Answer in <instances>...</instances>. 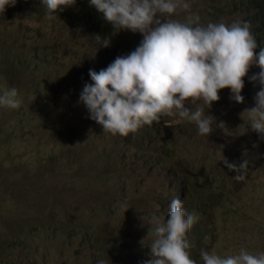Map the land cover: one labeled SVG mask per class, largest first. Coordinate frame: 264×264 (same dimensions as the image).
Instances as JSON below:
<instances>
[{
  "label": "rangeland",
  "instance_id": "374dc122",
  "mask_svg": "<svg viewBox=\"0 0 264 264\" xmlns=\"http://www.w3.org/2000/svg\"><path fill=\"white\" fill-rule=\"evenodd\" d=\"M211 1L187 0L204 25L249 21L257 44L264 47L259 39L264 17L257 4L208 20L211 12L219 17ZM12 7L0 17V74L10 73L30 106L0 114V264H98L105 261V133L90 125L89 113L76 104L73 81L81 79L84 65L102 57L101 44L90 21L71 7L51 20L38 0H17ZM186 14L173 18L184 20ZM124 38L111 32L110 41L126 43L124 54L113 60L133 51L143 37L134 49ZM259 71L253 64L245 77ZM219 96L220 107L233 102L227 88ZM239 110L224 116L214 102L206 113L223 125H213L208 136L199 135L194 123L168 116L146 125L141 133L149 134L147 139L136 137L138 131L127 139L107 133V264H119L120 245L127 242L142 262L148 260V220L153 213L163 215L169 201L162 205L156 200L181 190V179L201 190L200 199L194 197L198 208L219 199L207 210L214 221L199 218L189 232L192 239L204 233L194 255L202 247L222 257L241 248L253 255L264 252V155L259 156L264 134L258 141ZM169 147L171 157L163 150ZM242 158L247 166L239 173L223 160Z\"/></svg>",
  "mask_w": 264,
  "mask_h": 264
},
{
  "label": "clouds",
  "instance_id": "9594fccd",
  "mask_svg": "<svg viewBox=\"0 0 264 264\" xmlns=\"http://www.w3.org/2000/svg\"><path fill=\"white\" fill-rule=\"evenodd\" d=\"M17 0H0V16L6 7L15 6ZM236 5H249L248 0H235ZM48 19L58 12L74 6L76 0H41ZM90 6L101 13L113 30L140 33L142 40L131 39L133 51L117 56L108 66L97 72L96 62L87 63L93 83L85 84L79 102L87 108L89 118L112 136L127 137L145 125L160 123L163 116L180 118L194 123L198 134L208 136L214 129L216 118L206 113L220 100L219 91L230 90L229 99L237 104L244 102L241 95L243 78L256 64L260 71L250 77L258 82L255 106L245 109L252 135L260 141L264 134V47L257 44L249 21L223 20L202 24L199 14L191 12L187 0H89ZM187 13L183 21L173 17ZM118 31V32H119ZM112 31L97 33L100 53L124 54L126 43L109 40ZM260 48L258 55L255 49ZM196 108L185 107V104ZM22 100L16 87L0 86V108L16 110ZM260 133V134H259ZM264 151L259 156L263 158ZM229 170L238 173L247 166L242 158L229 162ZM193 189V188H192ZM195 199H200L198 195ZM181 196L171 198L163 215L151 214L147 235L152 237L148 260L142 262L133 248L118 258L119 264H264V252L251 254L241 248L236 255L222 257L216 252L196 250L189 240L191 228L199 220L195 213H186ZM168 211V218L166 211ZM211 240L208 241V244ZM203 242V239L201 240ZM98 264H107L100 260Z\"/></svg>",
  "mask_w": 264,
  "mask_h": 264
},
{
  "label": "trees",
  "instance_id": "16d2710c",
  "mask_svg": "<svg viewBox=\"0 0 264 264\" xmlns=\"http://www.w3.org/2000/svg\"><path fill=\"white\" fill-rule=\"evenodd\" d=\"M38 1L41 2V0H38ZM248 1H249V5H236L235 0H223V1L212 0L210 2L209 6H217V8L219 9L217 11V13L219 14V17L215 16L216 12H211L208 14V16L206 18H208V20H214V19H217L220 17H229V16L235 14L236 12H238L237 9H240V8L248 9L251 6L250 4H252V5L257 4L259 11H260V14H261V18H263L264 17V15H263L264 0H248ZM10 8H13V7L12 6L6 7V11L0 17H3L5 14H9L8 12L10 11L9 10ZM71 8H72V13L73 14L76 13L80 19L87 18L90 21L91 29L95 34L99 33L102 36L105 34V20L103 19V16L101 13H98L94 7L90 6L89 0H76L75 5L71 6ZM225 9H228L227 13H225V11H224ZM65 10L69 11L68 7L65 8ZM256 14L258 15L259 13L257 12ZM241 18L251 20V17L248 14H243L241 16ZM180 20L183 21L182 19H180ZM256 29L258 32H261V30H262L261 27H257ZM107 31H112L113 33H116L118 36H124L125 37L124 41H126V42H130L132 38L134 40H138L141 37V34L138 32L133 33L131 31H126V30H122V31L113 30L112 25L108 22H107ZM259 39L264 40V36H260ZM108 52L109 51H107V66L109 63H111L113 61V56H116L115 52H111V53H108ZM73 65H75V64H73ZM104 68H105V49H104L102 57H100L99 60L96 62L97 72H99L101 69H104ZM89 70L90 69L88 68L87 65L83 66L81 79H78L77 81L76 80L73 81V83L75 84L76 87L83 89V86L86 84V80L90 79ZM42 79L44 80V77H42ZM243 80H244V87H243L242 92H241V95L244 97L243 103L237 104L235 101L224 102L222 104V107H220V102L219 101L216 102V107L222 108L221 112L224 113V116L226 114H234L235 111L238 108H240L239 113L242 116H245L247 118V112L244 110L254 107V104H255L254 97H255L256 93L260 90V86H254V84L256 82L251 81L250 77L249 78L244 77ZM91 83H93V82L90 81L87 84H91ZM0 84L2 86L4 85V86L9 87V88L15 87L11 81L10 74L6 75V74L1 73L0 74ZM16 89L18 90V97L21 100H25L22 97V95H20V93H19L23 89V87L20 86L19 88H16ZM6 111L13 113V109L0 108V114H3ZM81 111H87L88 112L87 108L83 104L81 106ZM89 121H90V123H89L90 125L99 128L103 132L102 126H100L99 124H97L95 121H93L91 119ZM154 127H156V126H154ZM143 131H147L146 125L141 127L138 130L136 137H142V138H146V139L149 138V134L145 136L143 133H141ZM127 138H129V137L127 136L126 139ZM258 139H260V138H258ZM140 144H141V140L137 139L136 146H139ZM141 151L148 152L146 150H141ZM168 155H171V152ZM169 170H172V167H170ZM180 187H181L182 191L184 193H186L187 196H189L192 192L195 194L196 191L200 190L198 188H196V189L189 188L187 186V181L184 179H181ZM173 195H176V194H173ZM218 201H219V199L213 201V203L209 207H205V208H211V209L215 208L217 205H219ZM184 209H185L186 213L199 214V210L193 206V199L184 205ZM203 212H205L204 209H203ZM203 237H204V233L200 232L197 235H195V239H192V237L190 235L189 240L192 243L201 244L202 243L201 240L203 239ZM133 248H134L133 243L127 242V243H123L120 245L119 251H121L122 254H125ZM202 248H205V247H202ZM197 261L200 262V259L198 258Z\"/></svg>",
  "mask_w": 264,
  "mask_h": 264
},
{
  "label": "bare ground",
  "instance_id": "6f19581e",
  "mask_svg": "<svg viewBox=\"0 0 264 264\" xmlns=\"http://www.w3.org/2000/svg\"><path fill=\"white\" fill-rule=\"evenodd\" d=\"M8 74H10V73H6V75H8ZM41 78H42V77H41ZM62 90H63V89H62ZM81 91H82V89H80V88H78V87H75L74 98H75L76 104L78 105V107H79L80 109H81V106H82V104H83V103H80V102H79V96H80ZM19 93H20V95H22V97L25 99V97H26V93H21V92H19ZM26 106H30V105H27V104H26V101H25V100H22L21 106L18 108L17 111H19V110H23L24 108H26ZM163 150L165 151L166 155H168V154L171 152V148H170V147L167 148V149H163ZM168 156L171 157V156H172V152H171V155H168ZM180 169H181V168H180ZM169 171H171V170H169ZM178 187H180V184H178ZM180 188H181V187H180ZM180 193L183 194L185 200H186L187 198H189V196L191 197L188 201H183V202H184V203H183V206H184L185 204H187L190 200L193 199V206L199 210V214H197V215L199 216V218H200L201 220H204V221H207V220H209V221H214V218H213V217L208 213V211H207V210H209V209H211V208H203L204 211H205V212H203V209L198 208V207H197V203L194 202V197L198 196V195L201 193V190L196 191L195 194L192 192L189 196H187L186 193H184V192L182 191V189H181V190L176 191V192H171L169 195H165V197L158 198V199L156 200V202H159L160 204L164 205V202H165V201H168V200H170V199L173 198V197H178V195H179ZM173 194H176V195H173Z\"/></svg>",
  "mask_w": 264,
  "mask_h": 264
}]
</instances>
